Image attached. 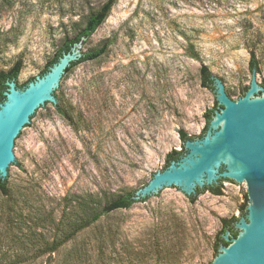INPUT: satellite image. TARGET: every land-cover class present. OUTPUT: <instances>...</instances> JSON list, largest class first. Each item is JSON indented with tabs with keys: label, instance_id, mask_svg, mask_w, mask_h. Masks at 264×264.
Instances as JSON below:
<instances>
[{
	"label": "rangeland",
	"instance_id": "374dc122",
	"mask_svg": "<svg viewBox=\"0 0 264 264\" xmlns=\"http://www.w3.org/2000/svg\"><path fill=\"white\" fill-rule=\"evenodd\" d=\"M108 0H0V72L40 76L63 42ZM106 47L61 80L34 115L18 165L0 190V264H211L223 220L241 218L248 186L222 182L194 204L165 187L93 220L147 186L196 138L216 108L207 67L237 101L264 85V0H118L83 53ZM87 206L84 212L82 207ZM81 219L92 221L75 231ZM159 245V246H158Z\"/></svg>",
	"mask_w": 264,
	"mask_h": 264
},
{
	"label": "water",
	"instance_id": "95a60500",
	"mask_svg": "<svg viewBox=\"0 0 264 264\" xmlns=\"http://www.w3.org/2000/svg\"><path fill=\"white\" fill-rule=\"evenodd\" d=\"M84 41L82 38L75 43L46 74L27 86L21 88L15 80L7 82L5 100L0 103L2 179L20 160L17 146L33 126L34 115L47 103H57L55 93L61 91L66 70L83 57ZM212 79L218 107L205 134L184 140L179 160L154 174L133 198L145 199L165 187L178 188L190 197L198 190L215 187L221 180L247 185L246 214L233 223L238 235L231 237V232L226 231L223 236L229 245L219 246L211 264H264V85L257 83L254 69L247 92L234 101L221 80Z\"/></svg>",
	"mask_w": 264,
	"mask_h": 264
},
{
	"label": "trees",
	"instance_id": "16d2710c",
	"mask_svg": "<svg viewBox=\"0 0 264 264\" xmlns=\"http://www.w3.org/2000/svg\"><path fill=\"white\" fill-rule=\"evenodd\" d=\"M117 1L118 0H108L100 9H98L96 12L92 13L87 18L83 29L73 39H68V40H65L63 42V44L61 45V47L56 52L53 59L47 64V66L45 67V69L42 71V73L40 75L42 76V75L46 74L49 71L50 67L54 63H56L59 60V58L62 57V55L64 53L69 52L72 49V47L74 46V44L81 41L82 38H85L84 44H86L87 40L89 38H91V36L106 21V19L110 15V12L113 9V7L115 6V4L117 3ZM11 2H12V0H3L2 5L9 7ZM105 51H106V47H102V48L84 53L83 57L80 60L72 63V65L66 70V74L71 72V70H73V68H75L76 66H78L82 63L93 61V60L100 58L101 56H103L105 54ZM252 65L256 70H258L257 65L255 63V60L253 61ZM22 67H23L22 62H17L8 72H0V103H2L5 100L4 92L8 88V86H7L8 81L15 80L17 85L19 87L23 88V87L27 86V84L29 82L35 80L36 77H33L27 83L22 84V85L19 84L18 83V77L21 73ZM200 77H201V81H202L203 86L206 88H210L212 90V83H213L212 77H213V75L211 74V72L209 71V69L207 67L204 66L201 68ZM54 106L56 107V109L59 112H61V109L58 106V104H55ZM217 107L218 106H216L215 109H217ZM215 109L210 110L205 115L207 118V126H206V129L204 130L202 135L205 134V132L208 128V124L211 120V117H212ZM27 126H29V125H27ZM181 134H182L181 136H182L183 141L187 140V139H194V138L188 137L184 132H182ZM183 152H184V150L172 152L168 156L166 167L169 165V163L171 161H173V160L178 161L179 158L181 157V155L183 154ZM14 164L18 165L17 162H15ZM223 181L224 180H221L220 183L218 185H216L215 187H206L203 190H198L196 195L188 197L189 202L191 204H194L197 201V197L199 196V194H201L205 191H209L214 195H221L222 194V188H223V186H222ZM231 182H233V181H231ZM8 184H9L8 177L6 179H2L0 177V190L4 195L8 194ZM133 196H134V193H131V194H128L125 196H120L117 199L111 201L110 203L106 204L103 207L102 211L99 214H97L93 220L99 219L102 215L109 214L111 212H114V211H117L120 209L131 208L134 204H136L138 202L133 198ZM246 197H247V195H246ZM146 200L147 199H145L144 201H146ZM247 200H248V198H247ZM246 206L244 207V209L242 211V215L246 214ZM86 208H87V206L82 207V210L85 212L87 210ZM237 220H238V218L233 217L231 220H223L222 221L223 222V228H222L221 232L219 233V235L217 236V239L215 242V251H216L215 253H216V255L218 253V248L220 245H224V246L229 245V243L224 239V236H223L227 230H229L231 232V237H236L238 235V232L233 227V223L236 222ZM92 221H87L86 219H81L80 223L75 225V231H80V230L87 228Z\"/></svg>",
	"mask_w": 264,
	"mask_h": 264
}]
</instances>
